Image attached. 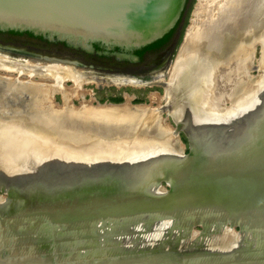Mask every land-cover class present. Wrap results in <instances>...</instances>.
<instances>
[{
  "label": "water",
  "instance_id": "95a60500",
  "mask_svg": "<svg viewBox=\"0 0 264 264\" xmlns=\"http://www.w3.org/2000/svg\"><path fill=\"white\" fill-rule=\"evenodd\" d=\"M197 2L174 58L162 75L158 76L162 70L151 73L154 79L142 84L161 86V97L167 91L175 93L174 84L179 95L193 89V62L176 76L172 69L192 18L198 25L205 22V17L194 16ZM217 2H208V21L220 15L213 5ZM185 4L186 0H0V30L29 31L85 51H91L94 41L140 48L168 33ZM259 7L254 24L241 28L242 41L247 42L240 48H249L250 59L238 77L235 95L213 102L214 87H225L227 79L222 77L226 66H220V74L207 77L202 85L206 101L195 106L189 96H182L180 116L166 109L164 98L157 105L130 100L132 107L157 110L152 128L164 127L168 139L181 147L154 132H148L154 137L150 144H136L127 130L107 132L103 122L62 113L44 115L46 125L30 128L23 153L0 148V160L7 158L0 161V264H264V69L258 65L264 53V5ZM227 13L211 27L218 37L207 34L211 42L204 37L196 43L198 48L211 51L223 43V25L233 23L225 18ZM229 31L236 38L237 30ZM11 53L21 55L12 58ZM27 55L26 61L20 51L0 47V59L48 70L58 83L63 76L54 66L68 73H89L91 68L68 55H47L44 61L41 54ZM87 102L96 107L120 105ZM7 118V113L0 114V123ZM116 124L134 128L138 137L141 130L157 128ZM134 146L138 150H132ZM160 225L162 233L153 236ZM235 227L246 232L248 240L231 248L192 246L177 236L198 232L205 237Z\"/></svg>",
  "mask_w": 264,
  "mask_h": 264
},
{
  "label": "rangeland",
  "instance_id": "374dc122",
  "mask_svg": "<svg viewBox=\"0 0 264 264\" xmlns=\"http://www.w3.org/2000/svg\"><path fill=\"white\" fill-rule=\"evenodd\" d=\"M210 1H213V0H203V2L200 1V3L198 0L197 5H199V8L194 14L195 18L197 16L205 17L204 20L208 21L209 14H207V7H209L210 3L208 5V2ZM217 1L218 2L216 4L214 3L213 5L215 6L217 5L216 7L215 6L214 7L217 8V13L220 14L219 17L221 18L223 17V14L225 12L219 8V5H220L219 2L221 0H217ZM195 2L196 0H191L190 4L188 5L187 12L184 14V17H183L184 22L182 23V26L184 27L189 23V18L191 16V11L194 7ZM197 5H196V8H197ZM212 18L209 19L208 22H213L219 19L218 17H214L213 19ZM190 22L192 25V20ZM231 26H236V25L235 24L229 25V27ZM257 56H258V51H257ZM11 57L17 58V56H13V55H11ZM261 58H262V61L260 60L258 65L259 64L262 65L264 69V53L262 54ZM256 61L257 59L255 58L253 61L254 64L256 63ZM15 64L16 63L12 61H9L6 59H0V66H1L0 68L3 69V70L0 69V114L4 115V112H5L8 114V117H9L7 118L8 123L6 121L2 122L3 124L0 123V141L4 140V145L2 147L0 146V148H8V149L13 148L12 150L21 148V150L19 149L20 151L18 150V152L15 155L19 153L20 154L23 153L22 149L26 147L25 145L26 141L29 140L27 134L29 131H31L30 128H34L36 127V125L44 126L48 123L47 120L43 119L44 115H47V114L58 115L62 113L66 114V116L69 114L78 115L80 109L89 103L82 102L83 100H80L78 103L77 101H75V105H79V106L73 107L70 104L71 102L70 100L72 97L77 98L81 94H85V92L88 93V96H87L88 99L92 97L93 100L100 101V98L104 97L106 99V96H108V98L111 97L109 99H112L111 100L112 103H120V104L124 102L130 103V100L132 99L131 102L133 104L157 105V103H160V101L163 100L161 99L162 97L159 96V95H162L163 93L161 86L159 85L143 86L142 85L143 82L146 83L154 79V76L151 75V73L146 74V75L144 74L142 75L141 72L139 71L136 72V74L138 73L139 75H135V74L132 75V73H130L127 76L133 79L134 83L136 82L138 84L115 85V84H112V81L117 83L118 82L117 78L106 77L108 78L109 80L108 81L104 77L100 78L98 76L91 75L88 72H81V73L75 72V71L73 72V70L71 69H70L71 72L69 74H68L69 70H67L68 75L66 73L65 75H61L62 74L61 72L64 70V68H61L59 66L57 68L56 66H54L55 71L57 70L61 71L59 72H60V75L63 77L60 78V81L61 80L64 81L65 77H68L72 80L71 81L68 79L64 81L63 83L62 82L60 83V81L58 83L56 82L57 79L53 78L55 74L51 76L48 73V70L46 72L45 70L43 71V69L38 68V66H31L29 64L22 65L19 63L18 64L19 66ZM5 68L8 70H5ZM10 70H14V71H10ZM256 72L257 71H254L252 73H256ZM31 73L33 74L32 76L30 75ZM34 73L35 74L42 73L43 76L35 75ZM162 74H163V71H161V73L158 74V76ZM5 76H9L10 78H5ZM82 85L84 86V90L82 89ZM53 91H55V93L53 94L51 98V94ZM124 97H125V100H124ZM155 98H158L159 100H155ZM219 99H222V97L221 96L217 97L215 101L218 102L217 100ZM54 101H56V103L61 104V105L56 104ZM102 116L107 117L109 115H96L94 116V118H101ZM24 117L25 119H23ZM26 117H29V118L31 117V118L27 119ZM81 117L85 118V116H81ZM11 120H15V121H11ZM162 129L166 130L164 127ZM182 136L184 138V135L180 134V137ZM1 159L2 160L0 161L3 162L7 158L3 159V157H1ZM235 229H236L235 231L230 230L229 232H227L226 230L224 231L222 230L218 234H210L209 236L212 238L211 243L214 244L213 246L215 247L224 246V247L231 248L237 245L238 243H241V242L245 243L244 238H241L237 232L239 229L237 227H235ZM195 233H198V232H195Z\"/></svg>",
  "mask_w": 264,
  "mask_h": 264
},
{
  "label": "bare ground",
  "instance_id": "6f19581e",
  "mask_svg": "<svg viewBox=\"0 0 264 264\" xmlns=\"http://www.w3.org/2000/svg\"><path fill=\"white\" fill-rule=\"evenodd\" d=\"M200 1L203 2V0H199V3H200ZM224 1H227V0H221L219 2L220 3L219 8L222 9L225 13L228 12L230 14V15L226 16L225 18L229 19L233 23L228 22L225 25H223L224 27L226 26V32L225 33L223 32V34L221 36L223 43L219 42V44H216L215 48L212 49L211 51H207L204 48H198L196 45L197 42L202 43L201 40H204V37H205V42L209 41V43H210L211 40H209V36L207 34L218 37V34H214L211 32L212 30H214V29L211 30V27L219 25L221 23L220 20L222 21L223 17H221V18L218 17L219 19H217L213 22H208V21L204 20L205 22L204 23L202 22V24H200V25H198V23H195V21H193V19H192V25L188 28L187 34L185 36L184 45L179 51V55H178L177 60H176L177 64L175 65L174 69H172V71H173L172 73L174 74V76H176L175 73H180L183 70L188 69L187 65L190 64L191 62H193L195 65V69L197 70L198 74H196L197 72L194 73V77H193L194 78V86H193V89L191 92L185 93L184 95H179L178 93H176L177 92L176 91L177 86H176V84H174L173 85L174 87H171V88H172L173 92H175V93L170 94L167 91L166 95L161 98V99H163V98L166 99V101H167L166 107H168L166 109H168V111L171 114H174V116H177V115L180 116V113L183 111V109L181 108V104H182V100H184V97H182V96H189V98L191 99L192 105H195V106L196 105L200 106L204 100L206 101L205 96H204V91L201 90L202 85L207 80V77L210 79L212 77L216 78L221 72L220 68L223 66H226V68H227V70H225V74L222 75L223 78H227V79H225V82H226L225 87L224 86L221 87V83H219L220 86H217L218 88L214 87L213 99L216 100V98L220 97V96L225 97V95H227V94H228V96H233L237 93L236 82L239 80L238 79L239 75L241 73H243L242 69H244V66L249 65V59H250L249 48L247 46H245L244 49L240 48L242 46V44H245L247 42V41H242V36L244 33L243 30L247 26L254 24L253 21L256 17V14H258V11L259 12L261 11V8L260 7L258 8V6H260L261 3L264 5V2H262V0H261V2H257V0H230V2L228 4H225ZM253 6H255V7H253ZM198 8H199V5H197L195 12L197 11ZM195 12H194V14H195ZM230 16L232 18H230ZM234 24L236 26H231L230 28H233V30H237L236 34H235L236 38L233 37L234 36L233 34H232V38H231V34H229L230 33L229 25H234ZM241 28H244V29L242 30ZM239 29H241V32H239ZM237 32H239V33H237ZM248 32H250V31H248ZM245 38H246V36H245ZM194 60H200L202 62L200 63V62L194 61ZM6 68H5V70H7ZM10 68H12V67H10ZM65 73L67 74V71H65ZM263 79L261 80L262 83H264ZM230 80H232L234 82L230 86H228L230 84ZM117 81L120 84H131V85L138 84L136 82L134 83L133 79H131L129 77L117 79ZM174 82H176V81H174ZM243 84H244V82H242V85ZM155 100H159V99L155 98ZM215 100L213 102H216ZM42 103H44V102H42ZM31 105H33V104H31ZM96 115H109V116H107V117L102 116L101 118H94V116H96ZM67 116H69V118L79 119L80 121H83V119H86L87 122H91V121H95V123L103 122L104 124H103L102 129H105V131H107V132H109L115 128H116L115 131H119V130H123V131L125 130L126 131L127 130L133 136L132 137L133 141L136 144H144V145L150 144L149 141H151L154 137L150 136L148 134V132H150V133L154 132V133H156V135L165 136V139L169 140V142L171 144L173 143V146L175 148L181 147V145L179 143H177V141H175V144H174V142L171 139H168V137L166 136L167 135L166 130L162 129L161 127L158 129L159 126H153L154 128L157 127L156 131H152L151 129L149 131L141 130V131H143V133L139 134V137H138V133L136 135L134 134L135 133L133 131L134 128L127 127V129H125L124 127L121 128L118 126V124H116L117 122H119V123H127L129 126H132L133 124L134 125H137V124L140 125V124L144 123L145 129L146 128H152L153 122H157L158 118H157V110H155L154 108H151V106L132 107L127 102H124V103H122L118 106H115V107H113V106L108 107L107 105H105V107H96V106H92L90 104H87L86 106H83L80 109L78 115L69 114ZM81 116H85V118L81 117ZM78 117H81L83 119L78 118ZM23 119H25V117ZM57 124H58V127H61L59 122H57ZM156 125H157V123H156ZM154 128H152V129H154ZM2 129H4V128H2ZM6 131H7V129H6ZM144 136H146L148 138H146ZM6 137H8V136H6ZM14 145H15V143H14ZM15 147H14V149H15ZM10 148H12V147H10ZM19 149L21 150V148H19ZM132 150H138V149H137V147L134 146V148ZM162 227L163 226H161V225L158 226V228L156 227L157 232H152L151 234L153 236L156 233L161 234L162 233ZM226 231L229 232L230 230H226ZM238 234L240 235L241 238H244V242L246 243V239L248 240V235L246 234V232H244V234L238 232ZM177 236L179 238H184L185 241L187 240L186 243H190L192 246H202V245L205 246V244H207L211 247H215V246H213L214 244L211 243L212 238L209 235H207L205 237H201L199 233H191V234L179 233V235H177ZM218 248H224V246H222V247L220 246ZM226 248H229V247H226Z\"/></svg>",
  "mask_w": 264,
  "mask_h": 264
},
{
  "label": "flooded vegetation",
  "instance_id": "af4514ba",
  "mask_svg": "<svg viewBox=\"0 0 264 264\" xmlns=\"http://www.w3.org/2000/svg\"><path fill=\"white\" fill-rule=\"evenodd\" d=\"M186 2L187 3L184 9L182 10L181 16L178 19L179 22L176 28L174 29L172 35L168 39L167 43L158 49L144 50L142 54L137 53V51L143 48L144 46L140 48H125L114 45L107 46L99 41H94L91 43V51H85L82 49L69 48L66 46V44H62L58 41H49L43 37L42 39H45L47 41L38 40L27 36H11L6 34H0V47L20 51L23 54L24 60H29V57L27 55V53L29 52L37 53L39 55L41 54L43 57L40 60L42 61L45 60L44 57L47 55H68L70 57L77 58L82 62L87 63V65L91 67L88 69L91 75L104 78L110 77L121 79L128 77L127 75H129L130 73H132V75H139L138 73L136 74V72L138 71L141 72L142 75L154 73L157 71L160 72V70H162V68H164L166 64H168L169 61L174 58L178 46L180 44L181 38L183 37L184 30L186 27L182 26V23L184 22L183 17L184 14L187 12L188 5L190 4L191 0H186ZM9 37L10 39H7ZM24 54H26L27 56ZM11 55L20 56L21 54L11 53ZM83 85L82 89L84 90ZM87 96L88 93L85 92V94H81L77 98L72 97L71 102L75 105V101H77L78 103L80 100H83L82 102H87L91 100L94 104H96L97 102L104 103L106 101L109 102L112 100L109 99L111 97L108 98V96H106V99L103 97L100 98V101H97L93 100L92 97L88 99ZM168 121L171 123L170 119H168ZM180 134L183 133L181 132ZM180 138L181 140L183 139L182 141L185 144V151H187L186 137L184 136L183 138L182 136ZM197 228L200 229V227Z\"/></svg>",
  "mask_w": 264,
  "mask_h": 264
},
{
  "label": "trees",
  "instance_id": "16d2710c",
  "mask_svg": "<svg viewBox=\"0 0 264 264\" xmlns=\"http://www.w3.org/2000/svg\"><path fill=\"white\" fill-rule=\"evenodd\" d=\"M178 22H179V20L177 21L175 26L168 33L163 35L161 38L153 41L152 43L144 46L143 48L139 49L137 51V53L142 54L144 50H147V49H158V48L162 47L163 45H165L167 43L168 39L170 38V36L172 35L174 29L176 28ZM0 34H6V35H11V36H27V37H31V38H34V39L47 41L45 39H42L41 35H34L31 32H29V31H16V30L1 31L0 30ZM7 39H10V37L7 38ZM60 43L65 44L63 42H60Z\"/></svg>",
  "mask_w": 264,
  "mask_h": 264
}]
</instances>
